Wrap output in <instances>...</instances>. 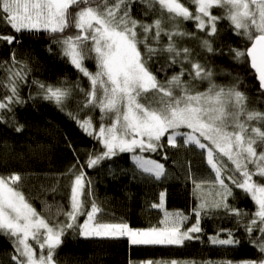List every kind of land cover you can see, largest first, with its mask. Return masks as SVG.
Returning <instances> with one entry per match:
<instances>
[{"label":"snow or ice","instance_id":"1","mask_svg":"<svg viewBox=\"0 0 264 264\" xmlns=\"http://www.w3.org/2000/svg\"><path fill=\"white\" fill-rule=\"evenodd\" d=\"M136 2L147 9L145 17L154 14L151 22L133 17ZM214 9L221 14H214ZM189 21L195 31L183 27ZM221 21L228 22L243 46H215ZM0 22L14 33L0 34V42L22 45L24 37L44 34L51 41L47 51L57 46L60 57L88 80L85 89L79 83L69 87L66 80L32 79L37 93H29L28 99L38 97L64 111L73 91L79 92V110L66 114L102 146L86 153L79 171H74L77 165L68 170L72 177L68 208L57 205L51 217L37 211L20 190L21 174H0V235L12 245L13 264H58L57 251L69 233L83 238L126 237L130 246L203 243L206 233L201 221L214 217L234 220V226L216 227L207 234L208 245L239 247L242 230L258 258L149 259L130 264H264V111L249 107V96L241 90L243 76L222 69L234 82L216 83L210 62H201L199 53L182 44L196 40L203 53L227 55L235 64L247 65L259 85L258 100L264 98V0H0ZM161 59L159 71L173 66H179V71L159 80L151 65ZM88 60L94 61L95 71L86 66ZM0 70L4 72L0 87L6 90L0 98V123L10 120L14 130L21 132L24 125L17 122L14 108L27 102L21 89L28 84L32 68L13 50L8 60H0ZM203 82L207 88L200 91L198 84ZM84 110L99 111L98 128L91 115L80 118ZM5 114L11 115L6 119ZM181 147L199 150L207 169L201 175L191 170L190 161L185 163V178L196 201L188 214L165 208V189L158 193L159 202L150 205L162 211L159 226L133 228L127 222L99 218L103 209L92 196L85 167L129 154L133 179L158 182L169 176L161 162L168 159L166 149ZM109 174H116L111 166ZM236 190L251 199L255 211L235 206ZM52 207L45 205L46 210Z\"/></svg>","mask_w":264,"mask_h":264},{"label":"trees","instance_id":"2","mask_svg":"<svg viewBox=\"0 0 264 264\" xmlns=\"http://www.w3.org/2000/svg\"><path fill=\"white\" fill-rule=\"evenodd\" d=\"M147 11L139 2L133 3L132 15L136 19L154 18L153 13L147 17L143 14ZM214 14L220 15L221 10L214 9ZM183 27L188 31H195L191 21L185 22ZM220 39L214 41L216 47L232 44L234 47L243 46L244 42L236 37L228 28L227 21H221L218 25ZM0 34H14L10 28H5L0 22ZM197 35H202L197 33ZM50 39L44 35L24 37L23 43L9 46L0 42V60H8L10 53L15 50L18 59L26 60L32 71L29 82L21 89V94L27 101L24 105H17L14 114L19 124L24 125L21 132H16L14 126L9 123H0V174L7 175L17 172L23 180L20 190L23 191L29 202L41 212L44 204L61 205L65 210L68 208L69 181L68 170L72 165H83L86 162V153L93 149L102 150L92 137L87 136L77 126L76 122L66 114L68 111L77 112L78 101L82 99L79 92L73 91L72 97L64 106V111L53 102L45 101L37 97L29 100L31 93L36 96L37 88L31 83L36 79L47 83H56L66 80L67 86L71 87L79 83L80 87L88 88V80L77 70L70 66L59 55L57 46H52V52L47 51ZM183 45L194 49L199 53L201 62L207 60L215 70V82L218 84L233 83L231 76L221 70H227L233 75L239 73L244 77L241 90L249 96V107L264 111V98L258 100V82L249 74L247 65H237L227 55L206 54L198 47L196 40H184ZM227 52V48H224ZM90 71H95L92 60L86 61ZM164 60L153 62L151 70L159 80L171 76L179 71V66L166 68L159 71ZM187 67V65H186ZM4 72L0 70V78ZM187 79V77H185ZM207 88V82L198 84V90ZM6 94V90L0 87V98ZM11 114H5L7 119ZM91 115L94 123L99 126V111L84 110L80 112V118ZM168 159L165 163L169 176L162 181H149L147 179H133L131 170L134 168L129 154H121L112 160L102 161L94 168L85 167L83 170L92 180V196L97 204L102 207L103 214L99 217L104 222H112L116 219L127 222L133 228H146L159 226L162 219V211L150 207L152 203H158V193L167 190L165 208L168 211H183L188 214L196 201L191 194V183L186 180L185 163L191 162V170L198 174H206L207 169L202 160L199 150L195 148H168ZM153 159H160L157 154H152ZM115 169L116 174H109V167ZM129 170L127 174H121L120 169ZM53 189H55L53 191ZM235 206L255 211L253 202L244 196L239 190L235 191ZM233 201L230 200V203ZM42 213V212H41ZM43 214V213H42ZM223 215L222 213L220 214ZM63 219V217H60ZM83 217H81V221ZM194 222V220L192 221ZM206 235L202 238L203 243L197 240L186 242L182 247L176 246H130L126 237L123 238H83L69 233L65 237L64 244L58 249L56 259L58 264H130V261H146L149 259L171 260L189 259L206 260L228 258L232 260L257 259L259 254L256 249L245 242L242 230L238 233L241 238L239 247L222 248L210 246L207 243V234L214 233L216 227L230 228L234 226V220L228 218L204 219L201 221ZM12 245L7 238L0 235V264H13L9 258Z\"/></svg>","mask_w":264,"mask_h":264},{"label":"rangeland","instance_id":"3","mask_svg":"<svg viewBox=\"0 0 264 264\" xmlns=\"http://www.w3.org/2000/svg\"><path fill=\"white\" fill-rule=\"evenodd\" d=\"M217 10V9H216ZM86 63V62H85ZM92 64H94L95 65V63H94V61H92ZM86 66H87V63H86ZM99 127V126H98ZM45 205H47V204H44V206H43V209H41L42 211V213L45 215V216H49V217H51L54 213H55V211H56V206L54 207H52L51 208V210H46V208H45ZM59 206H61V205H59ZM114 222H117V223H120V222H125V221H122V220H120V219H116V221H114Z\"/></svg>","mask_w":264,"mask_h":264},{"label":"crops","instance_id":"4","mask_svg":"<svg viewBox=\"0 0 264 264\" xmlns=\"http://www.w3.org/2000/svg\"><path fill=\"white\" fill-rule=\"evenodd\" d=\"M114 221H116V220H114ZM114 221H112L111 223H117V222H114Z\"/></svg>","mask_w":264,"mask_h":264},{"label":"bare ground","instance_id":"5","mask_svg":"<svg viewBox=\"0 0 264 264\" xmlns=\"http://www.w3.org/2000/svg\"><path fill=\"white\" fill-rule=\"evenodd\" d=\"M123 221V220H122Z\"/></svg>","mask_w":264,"mask_h":264}]
</instances>
